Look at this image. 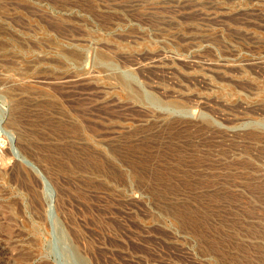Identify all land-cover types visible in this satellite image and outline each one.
Returning <instances> with one entry per match:
<instances>
[{
  "label": "rangeland",
  "instance_id": "obj_1",
  "mask_svg": "<svg viewBox=\"0 0 264 264\" xmlns=\"http://www.w3.org/2000/svg\"><path fill=\"white\" fill-rule=\"evenodd\" d=\"M0 264H264V0H0Z\"/></svg>",
  "mask_w": 264,
  "mask_h": 264
},
{
  "label": "bare ground",
  "instance_id": "obj_2",
  "mask_svg": "<svg viewBox=\"0 0 264 264\" xmlns=\"http://www.w3.org/2000/svg\"><path fill=\"white\" fill-rule=\"evenodd\" d=\"M0 135H1V133H0Z\"/></svg>",
  "mask_w": 264,
  "mask_h": 264
}]
</instances>
